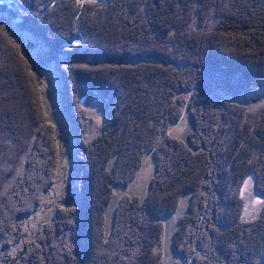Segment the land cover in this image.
Segmentation results:
<instances>
[{"label":"trees","instance_id":"16d2710c","mask_svg":"<svg viewBox=\"0 0 264 264\" xmlns=\"http://www.w3.org/2000/svg\"><path fill=\"white\" fill-rule=\"evenodd\" d=\"M48 67L73 125L75 200L26 238L61 166ZM263 92L264 0H0V264H163L162 219L189 193L176 264H264V208L244 220L242 196L249 178L264 196V110L240 103ZM84 99L104 105L96 137ZM185 107L186 141L170 134ZM149 151L150 190L120 200L107 237L113 185Z\"/></svg>","mask_w":264,"mask_h":264},{"label":"rangeland","instance_id":"374dc122","mask_svg":"<svg viewBox=\"0 0 264 264\" xmlns=\"http://www.w3.org/2000/svg\"><path fill=\"white\" fill-rule=\"evenodd\" d=\"M83 2H102V0H82ZM18 37V36H17ZM37 51H27L31 56ZM40 73V72H39ZM54 67H48L41 71L43 80L42 93L46 105L49 122L55 126L61 149V166L55 184L51 186L50 193L47 194L43 202V208L29 218L26 222V238H36L39 232L54 217L57 210L65 205L63 202L72 196L73 191V156L76 152V142L73 139V125L69 118L70 111L65 108L64 100L61 96L60 84L56 79ZM250 111L264 110V92L247 97L240 102ZM82 107L88 117L89 136L96 137L102 133L105 124L104 105L98 99H84ZM192 126V118L188 107H185L182 119L171 126L170 134L180 140H187L189 130ZM115 158L111 162L114 165ZM157 162L154 153L149 151L144 156V162L137 177L128 185H113L114 197L105 218V235L112 234L114 229V217L116 208L123 197L145 198L150 190L151 179L156 173ZM70 188V189H68ZM191 193L183 196L178 209L170 215L163 217L164 223V259L163 264H176L182 261V257L177 253L174 245L176 230L181 225L184 216L190 213ZM244 209L243 219L254 221L259 218L264 208V196L255 190L253 178H249L244 186L243 193ZM24 245L20 243L15 247V252L22 249Z\"/></svg>","mask_w":264,"mask_h":264},{"label":"water","instance_id":"95a60500","mask_svg":"<svg viewBox=\"0 0 264 264\" xmlns=\"http://www.w3.org/2000/svg\"><path fill=\"white\" fill-rule=\"evenodd\" d=\"M28 46H29V45H28ZM68 189H70V188H68ZM74 200H75V197L72 195L70 198L66 199V200L63 202V204H65V205H71V204L74 202Z\"/></svg>","mask_w":264,"mask_h":264},{"label":"bare ground","instance_id":"6f19581e","mask_svg":"<svg viewBox=\"0 0 264 264\" xmlns=\"http://www.w3.org/2000/svg\"><path fill=\"white\" fill-rule=\"evenodd\" d=\"M72 195L75 197V195L73 194V191H72ZM72 205V204H71Z\"/></svg>","mask_w":264,"mask_h":264}]
</instances>
